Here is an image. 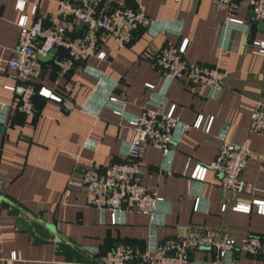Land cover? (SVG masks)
Returning a JSON list of instances; mask_svg holds the SVG:
<instances>
[{
    "label": "crops",
    "instance_id": "0c3cea01",
    "mask_svg": "<svg viewBox=\"0 0 264 264\" xmlns=\"http://www.w3.org/2000/svg\"><path fill=\"white\" fill-rule=\"evenodd\" d=\"M110 1L140 5L150 25L140 26L133 42L124 47L105 34L100 41L105 58L89 56L64 72L52 56L41 59V73L32 80L35 113L16 107L17 95L5 87L18 82L15 71L0 67V262L15 250L18 259L11 264H100V255L117 242L148 247L177 231H210L238 242L246 234L264 238V213H258L256 205L249 212L234 208L239 200L264 199V130L249 128L252 109L264 106V53L252 43L264 39V29L249 14L245 0H234L231 6L213 0ZM16 3L0 0L3 57L12 55L17 45L22 12L44 25L63 24L73 32L71 23L57 15V0H24L23 10ZM229 16L244 24H227ZM82 28L77 25L74 33L81 34ZM183 37L188 39V62L217 63L225 71L216 93L206 84L161 73L151 64L152 53ZM57 53L66 51L60 47ZM51 93L68 95L74 106L64 108ZM110 95L125 101L122 114L113 112L117 104ZM171 105L185 123L200 113L202 123L212 120L209 131L189 127L172 143L170 168L161 149L141 143L144 164L139 180L164 196L155 218L138 210L116 215L87 204L86 188L76 181L86 168L121 160L133 134L126 118L147 106L165 112ZM222 137L249 138L242 191L223 188L218 169L209 167L203 180L182 172L186 163L209 166ZM19 216L43 240L35 242L21 229ZM215 254L210 247L196 248L186 264H209ZM219 264H264V257L236 247Z\"/></svg>",
    "mask_w": 264,
    "mask_h": 264
},
{
    "label": "built area",
    "instance_id": "2783aa9c",
    "mask_svg": "<svg viewBox=\"0 0 264 264\" xmlns=\"http://www.w3.org/2000/svg\"><path fill=\"white\" fill-rule=\"evenodd\" d=\"M224 6H231L234 0H213ZM253 11L256 20L264 21V0H245ZM24 0H17V7L23 10ZM35 5L31 11L35 12ZM57 15L81 25L84 31L72 35L63 24L44 25L41 20L29 19V14L22 12L17 20L19 37L14 52L9 57L0 53V67L6 65L15 71L18 82L6 84L5 87L17 95L16 107L28 113H35L36 107L33 95L36 92L32 80L37 78L42 70V60L39 55H52V61L59 70L64 72L76 63L86 60L89 56L101 59L106 57V51L101 48V39L110 34L119 47L132 42L135 31L140 26L151 23L149 15L140 6L125 4L113 5L110 0H57ZM227 24H244L243 19L234 16L227 18ZM187 38L183 37L177 43L162 45L151 55V64L159 72L174 77L187 76L192 83H202L211 87L215 93L222 86L225 71L219 64L201 61L188 62L184 58ZM258 45V50L264 53V39L252 41ZM62 47L65 54L57 53ZM146 86L153 88V83ZM59 100L63 107L71 109L73 100L65 94L51 93ZM109 99L116 103L113 112L122 114L125 101L115 95ZM174 105L162 112L157 107L147 106L131 117L127 123L133 128V134L123 149L122 158L111 161L102 168L92 166L82 171L77 184L86 188V202L102 211L110 209L116 215L123 211L138 210L146 212L155 218V211L164 196L139 180V173L143 161L139 156L141 143L149 142L161 149L162 158L168 168L172 162V143L178 140L181 133L189 127L202 128L209 131L212 118L202 123L203 115H197L192 123L181 121L174 115ZM249 128L253 131L264 130V106L257 105L252 109ZM250 154L249 138L235 141L222 137L215 158L209 166L201 163L188 165L186 163L183 174L189 179L203 180L207 169L222 171L220 184L232 192L244 189L242 170ZM252 205H256L258 213H264V199L236 201L234 208L249 212ZM210 247L216 254L209 264H219L223 257L231 254L236 247L244 251L264 257V238L255 234L244 235L239 242L231 236L215 235L210 231L192 230L177 231L173 235L161 240H155L151 246L141 247L129 241H120L100 255V264H186L190 253L196 248ZM18 259L16 251H11L9 257L0 264H11Z\"/></svg>",
    "mask_w": 264,
    "mask_h": 264
},
{
    "label": "water",
    "instance_id": "95a60500",
    "mask_svg": "<svg viewBox=\"0 0 264 264\" xmlns=\"http://www.w3.org/2000/svg\"><path fill=\"white\" fill-rule=\"evenodd\" d=\"M249 14H251V15H253V11L250 9V11H249ZM258 23H259V27H261L262 29H264V21L263 20H259L258 21ZM83 28L81 29V33H83ZM51 54H46V55H39V57L41 58V59H44V60H47V59H50L51 58ZM1 127L2 128H4L5 127V125H2L1 124ZM1 198H2V195L0 194V200H1ZM16 222H17V225L21 228V229H24V230H27V231H29V233L31 234V236H32V238H33V240L35 241V242H39V241H41V240H43V238L39 235V234H37L35 231H34V229H33V227H32V224L27 220V219H25V217H23V216H19V217H17V220H16Z\"/></svg>",
    "mask_w": 264,
    "mask_h": 264
},
{
    "label": "trees",
    "instance_id": "16d2710c",
    "mask_svg": "<svg viewBox=\"0 0 264 264\" xmlns=\"http://www.w3.org/2000/svg\"><path fill=\"white\" fill-rule=\"evenodd\" d=\"M70 23H71V28H72V30L71 31H73L71 34L72 35H75V31H74V29H75V23L72 21V19L71 20H69V19H67ZM135 34H136V32H135ZM134 38H135V36H134ZM134 40V39H133ZM133 40H132V42H133ZM129 45V44H128Z\"/></svg>",
    "mask_w": 264,
    "mask_h": 264
}]
</instances>
